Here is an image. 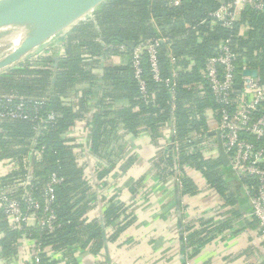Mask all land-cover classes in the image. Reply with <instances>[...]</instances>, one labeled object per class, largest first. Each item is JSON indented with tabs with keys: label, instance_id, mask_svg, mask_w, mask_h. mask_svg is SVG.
I'll list each match as a JSON object with an SVG mask.
<instances>
[{
	"label": "trees",
	"instance_id": "trees-1",
	"mask_svg": "<svg viewBox=\"0 0 264 264\" xmlns=\"http://www.w3.org/2000/svg\"><path fill=\"white\" fill-rule=\"evenodd\" d=\"M219 6L218 0H183L177 7L155 0H108L97 8L92 19L81 22L67 34L66 54L58 62L52 56L38 57L0 77L1 94L14 96L17 100L23 98L29 106L33 105L32 102L44 100L43 113L60 115L55 124L39 132L30 121L6 120L0 123V160L17 159L20 169L12 175H24L31 153L42 151L41 159L34 158L31 162L33 196L41 202L49 176L57 174L64 180L55 188L52 206L58 218L56 229L48 233L39 226L28 228L24 225L18 231L8 228L7 237L1 242L3 256L13 254L26 233L44 250H65L81 245L85 249L91 247L93 253H97L103 247L102 226L96 218L89 220V215L96 211L100 201H106L98 190L101 183L108 180L112 169L98 168L80 158L76 149L78 142L67 138L69 130H81V125L87 122L92 125L88 134V148L92 154L117 158L122 150L115 147L122 137L115 132L118 128L135 136L149 130L156 145L161 141L157 146L160 147L157 166L161 176L172 177L177 173L184 193L195 196L199 189L197 175H200L225 199L224 205L234 204L235 196L226 194L230 188V171L222 165L219 157L209 156L208 148L201 141L203 137L199 135H207L209 131L207 112L213 110L217 113L221 109L208 86L204 69L206 61L217 53L218 43L230 39L238 56L237 83L243 82V72L248 69L256 70L257 79L264 84V11L246 9L233 28L221 25L212 28L210 14ZM245 24L250 27L246 33L242 29ZM157 37L166 40L159 53L162 81L152 79L148 56L144 54V78L149 97L146 101L134 77L132 64L118 67L113 60L121 54L120 46L126 47L127 56L132 53L133 49L126 42L138 43ZM84 54L103 58L102 77L94 73L102 60L85 62ZM173 71L178 76L171 90L165 81L171 78ZM83 83L102 88L104 92L99 106L94 107L98 112L91 119H87L86 113L88 101L95 96L93 89L83 92L75 105L66 106L61 100L72 95L74 88ZM241 90L235 88L234 94L239 95ZM121 98L127 99L130 105L116 107L111 112L109 108ZM261 113H264V101ZM173 117L177 148L166 147L162 138L163 129ZM141 184L137 183L139 189ZM107 201L108 207L103 212L105 227L111 228L110 238H113L120 235L124 227L116 231L112 226L127 211L114 200ZM1 212L3 214L2 209ZM220 217L222 215L217 218L221 220ZM229 223L228 219L215 223L214 218H208L185 226L187 244L192 237L197 240L188 247H193L192 254L196 255L197 249L212 239L216 231L214 226L222 231ZM113 232L115 236H112ZM40 264H50L46 253L41 255Z\"/></svg>",
	"mask_w": 264,
	"mask_h": 264
},
{
	"label": "crops",
	"instance_id": "crops-1",
	"mask_svg": "<svg viewBox=\"0 0 264 264\" xmlns=\"http://www.w3.org/2000/svg\"><path fill=\"white\" fill-rule=\"evenodd\" d=\"M95 11L85 20L92 19ZM211 27L215 26L211 24ZM67 34L64 41L53 40L30 60L52 56L54 61L55 58L59 61L60 57H65ZM113 64L125 67L130 64V60L125 53H121L113 60ZM103 68L105 63L102 60V63L95 67L94 73L102 77ZM238 86L241 89V84ZM94 88L84 83L77 85L72 95L62 97L61 100L66 106L75 105L81 100L83 92L93 89L95 96L88 101L89 109L86 113L87 119H91V116L98 112L94 107L99 106L104 96L102 88ZM129 105L127 99L121 98L113 103L109 110L113 112L116 107ZM134 110L137 111L136 108ZM219 120V112L209 110L207 112L209 131L207 135L199 134L217 150L218 139L210 134L218 131ZM91 127L92 125L87 122L81 125V130L75 128L67 133V138L78 142L77 151L82 154V159L88 160L91 165L98 168L112 169L107 180L109 189L104 195H100L106 201L97 204L98 207L89 215V220L96 218L102 226V216L105 227L103 212L108 207L107 200H114V203L123 206L127 212L112 227L116 231L121 227L124 229L118 236L113 232L112 236L115 237L110 238L111 228L105 227L108 247L105 248L103 237V247L97 253H93L91 247L85 249L81 245L65 250H44L38 241L32 238L21 239L20 242L17 240L15 252L5 257L1 252V242L7 237L10 227L0 209V264H37V256L41 263V255L44 253L50 264H264V237L258 221L253 216L243 183L230 166L222 164L230 171L228 180L230 188L226 194L229 197L234 195L236 201L233 205H224L225 199L207 185L200 175H197L199 189L195 196L184 193L177 173L172 177L161 176L157 166V158L160 155V147L157 146L161 141L156 145L149 130L135 136L125 134L123 128H118L115 132L122 137L115 147H121V153L117 158H101L92 154L88 148ZM162 132L166 147L171 148L166 134L164 136L165 129ZM216 157H219V154L212 158ZM10 159L11 161H8ZM18 165V160L14 158L0 160V183L3 176L17 172ZM138 182H142L140 189ZM218 213L222 215L221 220L217 218L220 216ZM208 218H214L215 223H222L228 219L230 223L222 231H218L214 226L216 231L213 232L212 239H208L207 243L197 249V254L193 255L191 251L193 247H188L196 244L197 240L192 237L187 244L184 227ZM37 226L34 220L27 225L28 228Z\"/></svg>",
	"mask_w": 264,
	"mask_h": 264
},
{
	"label": "built area",
	"instance_id": "built-area-1",
	"mask_svg": "<svg viewBox=\"0 0 264 264\" xmlns=\"http://www.w3.org/2000/svg\"><path fill=\"white\" fill-rule=\"evenodd\" d=\"M166 2L171 6H180L183 0H155ZM219 8L210 14L213 25H221L233 28L241 19L246 9L256 12L264 11V0H218ZM246 33L250 30L248 24L242 26ZM164 38H151L136 43L132 53L129 54L130 63L134 69V77L137 80L142 98L148 100L147 82L144 78L143 57L148 56L150 75L156 82H161L159 68V53ZM121 53H127L125 46L118 47ZM85 62L94 59L103 60L101 57L83 55ZM237 59L235 49L230 39L221 40L217 46V53L210 57L205 64L204 74L208 86L216 100L221 105L219 110L220 120L218 131L221 134L225 153L229 160V166L235 175L245 180L243 188L248 196L253 216L259 223L264 237V113H261V104L264 101V84L257 78L243 77L241 92L235 95L237 88ZM178 73L173 71L170 79L165 84L173 90ZM9 96L0 98V122L30 121L35 124L37 131L46 126L55 124L60 115L55 112L43 113L45 101L32 102V106L23 98ZM17 101V102H16ZM16 102L15 104H13ZM31 103V102H30ZM166 138L171 148H177L175 141L174 117L165 129ZM203 145L210 149L209 155L215 157L219 154L204 138ZM42 151H34L28 159L24 175L8 174L3 176L0 183V208L4 217L13 230H20L34 220L42 231L52 233L58 223V218L52 208L55 201V188L64 180L57 174H52L44 188V201L41 202L33 196L34 176L31 172L32 159H41ZM8 161H11L8 160ZM19 170L20 166H17ZM22 239H32L30 234H23ZM40 253V249L38 254ZM37 264L40 259L36 257Z\"/></svg>",
	"mask_w": 264,
	"mask_h": 264
},
{
	"label": "water",
	"instance_id": "water-1",
	"mask_svg": "<svg viewBox=\"0 0 264 264\" xmlns=\"http://www.w3.org/2000/svg\"><path fill=\"white\" fill-rule=\"evenodd\" d=\"M108 0H0V47L21 40L23 44L0 58V71L23 64L36 56L53 39L65 40V35ZM49 44V45H50ZM126 45L134 49L136 42ZM58 61V58H55ZM244 77L257 78L256 70H245ZM239 87V86H237ZM210 135L218 139L222 164L229 166L219 131ZM105 248L108 247L101 216ZM181 230V229H180Z\"/></svg>",
	"mask_w": 264,
	"mask_h": 264
},
{
	"label": "rangeland",
	"instance_id": "rangeland-1",
	"mask_svg": "<svg viewBox=\"0 0 264 264\" xmlns=\"http://www.w3.org/2000/svg\"><path fill=\"white\" fill-rule=\"evenodd\" d=\"M90 16V15H89ZM89 16H87L86 18H88ZM53 40H56V39H53ZM55 43V42H54ZM53 43V44H54ZM50 44V43H49ZM48 44V45H49ZM52 44V45H53ZM14 48H16L17 46H13ZM11 45H5V46H3V47H0V58L1 57H3V56H5V55H7L9 52H11L14 48H13ZM29 61V60H28ZM27 62V61H26ZM25 62V63H26ZM21 66H22V64L21 63H19V64H16V65H12L10 68H8V69H3V70H1L0 71V77L1 76H4V75H6V74H8L9 72H12L13 70H16V69H19V68H21ZM7 97H9V95H6V94H1L0 93V98H7ZM0 123H2V122H0ZM164 136H165V133H164ZM77 150L79 149V148H76ZM35 151V150H34ZM34 151H33V153H34ZM77 152H79V151H77ZM77 155H79V153H77ZM81 155V157H82V154H80ZM80 157V156H79ZM80 157V158H81ZM110 185V184H109ZM110 187H113V186H110ZM108 189H109V186H108V182L107 181H104V182H102L101 183V185H100V190L98 191L99 192V195H104L107 191H108Z\"/></svg>",
	"mask_w": 264,
	"mask_h": 264
},
{
	"label": "bare ground",
	"instance_id": "bare-ground-1",
	"mask_svg": "<svg viewBox=\"0 0 264 264\" xmlns=\"http://www.w3.org/2000/svg\"><path fill=\"white\" fill-rule=\"evenodd\" d=\"M21 44H23V41H21V40H18V41H14L13 43H12V46H20Z\"/></svg>",
	"mask_w": 264,
	"mask_h": 264
}]
</instances>
